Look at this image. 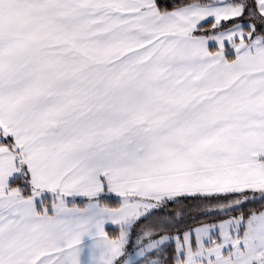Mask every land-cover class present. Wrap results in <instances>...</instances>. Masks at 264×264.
Here are the masks:
<instances>
[{
    "label": "snow or ice",
    "instance_id": "snow-or-ice-1",
    "mask_svg": "<svg viewBox=\"0 0 264 264\" xmlns=\"http://www.w3.org/2000/svg\"><path fill=\"white\" fill-rule=\"evenodd\" d=\"M0 264H264V0H0Z\"/></svg>",
    "mask_w": 264,
    "mask_h": 264
}]
</instances>
